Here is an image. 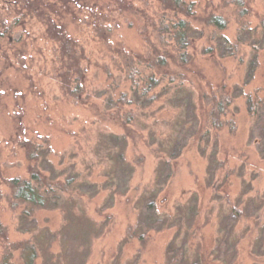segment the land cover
Returning <instances> with one entry per match:
<instances>
[{
  "label": "rangeland",
  "instance_id": "rangeland-1",
  "mask_svg": "<svg viewBox=\"0 0 264 264\" xmlns=\"http://www.w3.org/2000/svg\"><path fill=\"white\" fill-rule=\"evenodd\" d=\"M184 1L201 36L180 52L184 70L154 80L134 55L151 50L146 38L158 47L154 31L171 17L157 0L56 4L52 21L84 51L75 99L62 94L58 45L45 26L29 17L12 25L30 2L48 7L0 0V35L7 31L0 40V229L14 244H33L43 232L36 264H264V145L256 128L264 112V0ZM210 13L227 21L224 30L203 27L199 19ZM92 23L110 30L111 49ZM163 41L175 55L173 41ZM118 51L132 57L129 69ZM220 85L233 102L212 129L208 98ZM21 141L36 148L53 183L68 185L66 193L53 189L50 209L36 214L38 231L31 218L21 220L8 187L28 179ZM163 157H172L169 179ZM234 210L242 214L235 221ZM151 220L166 229L138 227ZM141 228L142 240L128 236ZM3 250L0 238V264H24L17 252L4 261ZM51 256L60 259L51 263Z\"/></svg>",
  "mask_w": 264,
  "mask_h": 264
},
{
  "label": "trees",
  "instance_id": "trees-1",
  "mask_svg": "<svg viewBox=\"0 0 264 264\" xmlns=\"http://www.w3.org/2000/svg\"><path fill=\"white\" fill-rule=\"evenodd\" d=\"M77 1L78 0H51V3H48L47 0H39L38 4L41 3L43 6L48 7L46 11L44 9H41L40 7L37 8L35 4H33V2H30L31 4L26 5L27 13L20 15L19 18L15 20V23L12 24L13 26H16V23L18 22L23 23L24 20L27 17H29V19L35 18V20L36 19L39 20L40 23H42L45 26L47 31L46 34L48 38L52 42H55L58 45V56L60 63V67L58 69V80L61 90L63 92L62 94L67 98L71 97L75 99L78 98L77 95L80 92L82 93L80 89V83L84 79V72L81 65L84 58V51H82L83 49L79 46V44L76 41H74L70 36H68L63 31L61 26L56 25L55 22L52 21L53 20L52 15L55 14L54 8L56 4H62L64 7H66L68 5L76 3ZM157 1L160 8L165 13V15L168 14L171 17H169V19L166 21L167 25L160 23L159 29L154 31L157 33L156 36L154 37L158 41V47L156 48L153 47L151 45L152 43L150 42V40L146 38L145 39L146 44L151 46V50L147 52L145 57L141 55H134L138 64L145 66V69L151 71L150 77L153 78V80L156 78L154 77L155 74H158L160 76L163 75L165 79L168 78L170 75H173V73H171L170 71V69L172 68H179L178 70H182L183 68L185 69L187 63L184 60L183 57L184 55H180V52L185 48L189 47L188 45L191 44L192 41L196 42V40H198L201 36V35L198 36L197 35L198 33L195 30H193L192 27L189 25L190 24V22L188 21L189 19L196 21V17L194 16L195 12H193L192 3L187 4L184 0H157ZM199 22H201L204 28H211L217 31H222L227 26L226 23L227 21L221 16H218L214 13H210L208 15H205L204 17H201V19H199ZM242 26L243 25H241V27ZM92 27L95 33V37L100 38L101 42L105 45L107 49H111L109 44L110 30L106 28L104 25L101 24L99 25L97 23H92ZM5 34H7V31ZM5 34L0 35V40L2 39V37H4ZM164 37H166L167 40L170 39L173 41L175 45L173 49V51H175L176 53L175 55L164 49V45H165L163 41ZM117 55L122 57L121 61L125 66L126 70L129 69L133 64L132 57H130L124 52L120 53L119 51L117 52ZM173 82H174L173 80H170L169 83H173ZM227 95L228 93L225 90V86L220 85L216 89V92L215 93L212 92L208 98L209 111L207 117L208 120L211 121L212 129H217L219 128V126H221L220 117L223 116L224 112H226L230 104L233 102V99L229 98ZM202 97H204V94L202 95ZM124 99L125 98L121 96L119 101L121 103H124ZM121 126L124 132L131 137L132 133H130L129 129H126V127L123 124ZM256 128L258 130V135L260 137L259 138L260 143L264 145V112L263 114L260 115ZM20 148H22L25 151V156L28 162V167H27L28 179H23V180L13 179L12 181L8 182V187L13 198L12 206L15 209L22 210L20 212L21 220L23 219L28 221V219L31 218V221L29 222L31 225V231H38L39 229L36 221V214L38 212H44L50 209L48 200L50 199L49 195L53 191V189L59 188V191L66 193L67 191L66 188L68 185L53 183V179L48 178L44 174V172L42 171V168H44V166L37 164L38 162V156L36 153L37 150L32 145V143H30L29 141L26 142L21 141ZM171 160L172 157L170 158L169 161ZM169 161L168 158L163 157L162 162L159 163L160 165L168 166V170H167L168 179L172 177L171 174L172 170L170 168ZM137 210L140 212V209L137 208ZM68 214L73 215L75 218L77 217L76 214L73 213H68ZM231 217L234 218L235 221L237 219H240L242 217V214L239 213V211L234 210ZM81 218L85 220V217H81ZM67 220H65V222H67V224L69 225V222ZM70 220H72L71 217ZM154 220L156 221L155 218ZM142 221L145 222L146 220L143 218ZM151 223L152 220L149 225L148 222L145 223L146 225H142V223L141 224L138 223V227L143 226L142 228H144L145 226H147L146 228L148 230L151 229L154 230L155 228L158 227L161 230L166 229V227H164V224L158 223L157 225L155 224L151 225ZM23 227L24 226H21L19 230L20 231L23 230ZM68 227H66L65 224L63 226V230L66 231ZM142 228H141V233H138L133 229H129L127 231V234L131 239L142 240L143 238H145V233L143 232ZM258 232H259V228L257 229V233ZM262 232H264V229L259 233H261L262 235ZM37 233H39V235L38 234L35 236L33 235L34 236L33 244H30V242L27 241L18 242L14 244V243H8L7 237L6 235H4L5 233L3 234V231L0 229V238L3 241V249H4L3 260L6 261V259L9 258V254L17 252L19 253L18 255H20L24 264H36V261H38L39 259L38 253L40 252V248H41V236L43 232L39 231ZM60 235L61 232L51 235L50 238L51 241H53L54 243L58 242V240H60L59 239ZM220 238H221L220 235H218L216 240ZM235 243H237V241ZM65 246L66 243L59 247L61 249H64ZM50 248H52V246H50ZM174 248L175 245L172 244V246L169 247L168 252H172ZM233 251L235 252L234 246H233ZM58 258L60 259V257ZM58 258H56L55 256H51L50 259L51 263L54 261V259L56 261Z\"/></svg>",
  "mask_w": 264,
  "mask_h": 264
}]
</instances>
